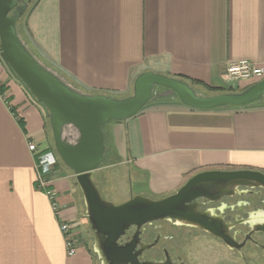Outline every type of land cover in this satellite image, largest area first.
Listing matches in <instances>:
<instances>
[{
	"label": "crops",
	"instance_id": "obj_1",
	"mask_svg": "<svg viewBox=\"0 0 264 264\" xmlns=\"http://www.w3.org/2000/svg\"><path fill=\"white\" fill-rule=\"evenodd\" d=\"M33 1L29 44L84 93L127 95L146 71L187 78L202 96L235 93L258 82L228 79L229 63L264 67V0ZM44 114L0 58V264H95L75 175L51 174L65 206L59 216L36 185L28 144L50 146ZM106 132L108 154L133 167L130 179L152 196L175 192L196 172L264 173V101L198 109L165 93ZM58 218L77 234L73 256Z\"/></svg>",
	"mask_w": 264,
	"mask_h": 264
},
{
	"label": "water",
	"instance_id": "obj_2",
	"mask_svg": "<svg viewBox=\"0 0 264 264\" xmlns=\"http://www.w3.org/2000/svg\"><path fill=\"white\" fill-rule=\"evenodd\" d=\"M27 8L24 0H0V57L10 74L50 120L56 153L75 175L83 194L86 216L96 240L95 251L119 258L122 252L117 240L127 228L166 216L185 218L186 194L218 173H229L205 172L192 177L176 193L163 199L134 196L115 205L102 197L93 178L94 171L104 163L110 150L103 126L136 116L147 104L158 99L154 95L159 88L177 96L183 104L198 109L251 106L264 101V79L241 92L202 96L182 79L146 71L136 78L131 96L116 98L84 93L28 49L18 27ZM69 130L76 135L67 136ZM238 174L256 179L264 186V173L248 170Z\"/></svg>",
	"mask_w": 264,
	"mask_h": 264
},
{
	"label": "flooded vegetation",
	"instance_id": "obj_3",
	"mask_svg": "<svg viewBox=\"0 0 264 264\" xmlns=\"http://www.w3.org/2000/svg\"><path fill=\"white\" fill-rule=\"evenodd\" d=\"M24 1L28 6L31 3ZM166 91L159 88L154 96L163 97ZM241 171L248 170H208L191 175L188 180L205 172L229 173H218L186 194L185 218L166 216L127 228L117 240L122 252L119 258L103 251L97 253L94 232L90 229L93 247L88 246L87 236L86 245L94 261L97 264H264V215H249L264 210V186L256 179L238 174ZM178 190L150 198L160 200Z\"/></svg>",
	"mask_w": 264,
	"mask_h": 264
},
{
	"label": "built area",
	"instance_id": "obj_4",
	"mask_svg": "<svg viewBox=\"0 0 264 264\" xmlns=\"http://www.w3.org/2000/svg\"><path fill=\"white\" fill-rule=\"evenodd\" d=\"M225 76L233 81H262L264 79V67L249 59H242L229 63L225 68ZM29 151L34 155L36 185L42 189L50 200L52 210L56 216L65 208L60 204V194L55 187L54 178L51 174L57 165L58 156L53 150L40 149L34 142L28 144ZM60 231L64 235L66 250L69 256L78 251L77 234L73 233L71 223L65 219L58 218Z\"/></svg>",
	"mask_w": 264,
	"mask_h": 264
},
{
	"label": "rangeland",
	"instance_id": "obj_5",
	"mask_svg": "<svg viewBox=\"0 0 264 264\" xmlns=\"http://www.w3.org/2000/svg\"><path fill=\"white\" fill-rule=\"evenodd\" d=\"M19 32H20V27H19ZM20 35H21V33H20ZM21 37H22V35H21ZM23 41H24V39H23ZM25 44L27 45L28 49L34 54L32 49L28 45V43H25ZM36 58H38V57L36 56ZM133 92L134 91L131 90V92L127 95H116L113 97L125 98V97L133 95ZM49 121L50 120H48L47 127H46L47 134L49 137V145H52V144L54 145L53 132H52V128H51ZM113 124H114V121H111L110 123L103 126V128H104L103 130L106 131V129L109 126H112ZM71 134H74L73 131H71V130L67 131V133H66L67 136H69ZM75 135L76 134H74V136ZM113 157H115V158H113ZM113 157L108 154L104 163L93 173V178H94L95 184H96L98 190L100 191L102 197L105 200L112 202L115 205H120V204H123V203L129 201L134 196H145V197L152 196V194H150L149 192H146V190L144 188L145 182H144V184H137L136 182H134V180L132 181L130 179L131 175H133L132 173H134L133 167L129 166L128 164H123V163L122 164H116V162L120 161V158L117 157V155H115ZM121 159H124V158L122 157ZM59 169H62L66 173L72 174V171H70L64 164ZM73 178H74V181L76 183V188L79 192L78 196H79V203H80L81 209L83 208L82 216L84 218L83 223H84L85 228H86V236L88 237V243H89L88 246H90L92 248L93 247L92 246L93 240L91 238V233H90V229H91L90 223L86 217V208H85V202H84L83 194L81 192V189L77 185L75 176ZM95 264H97V262H95Z\"/></svg>",
	"mask_w": 264,
	"mask_h": 264
},
{
	"label": "trees",
	"instance_id": "obj_6",
	"mask_svg": "<svg viewBox=\"0 0 264 264\" xmlns=\"http://www.w3.org/2000/svg\"><path fill=\"white\" fill-rule=\"evenodd\" d=\"M35 6V1L31 0V3L29 4L25 14L23 15V17L18 21V26L20 27V33L22 35V38L24 39V41L26 43H28V45L30 46V48L32 49V51L34 52V54L37 56V52L35 51V49L29 44V40H28V34H27V23H26V20H27V17L29 15V13L32 11V9L34 8ZM39 57V56H37ZM1 58V57H0ZM2 60V59H1ZM3 62V61H2ZM4 63V62H3ZM181 79H184V81L187 80V78H184L182 77ZM26 92V91H25ZM27 93V92H26ZM28 94V93H27ZM29 96V95H28ZM31 99V98H30ZM31 101L34 103V101L31 99ZM36 104V103H34ZM37 105V104H36ZM45 115V114H44ZM45 118H46V124L49 120V118L45 115ZM23 123V121H21ZM50 122V121H49ZM46 149H49V150H53L55 153H56V150H55V146L52 144L50 145L48 148ZM57 154V153H56ZM58 156V155H57ZM63 165V163L61 162L60 158L58 157V162H57V165L54 167V170H56L57 168L59 169L61 166Z\"/></svg>",
	"mask_w": 264,
	"mask_h": 264
},
{
	"label": "clouds",
	"instance_id": "obj_7",
	"mask_svg": "<svg viewBox=\"0 0 264 264\" xmlns=\"http://www.w3.org/2000/svg\"><path fill=\"white\" fill-rule=\"evenodd\" d=\"M239 203H240L241 205L244 204L243 201H241V202H239ZM257 214L264 215V210H260L258 213H250L249 215H250V217H251L252 215H257Z\"/></svg>",
	"mask_w": 264,
	"mask_h": 264
}]
</instances>
